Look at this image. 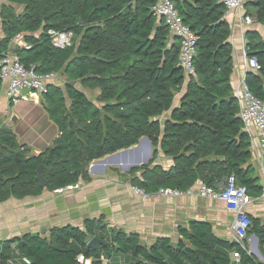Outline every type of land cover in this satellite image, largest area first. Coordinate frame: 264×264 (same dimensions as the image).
Wrapping results in <instances>:
<instances>
[{"label":"trees","instance_id":"16d2710c","mask_svg":"<svg viewBox=\"0 0 264 264\" xmlns=\"http://www.w3.org/2000/svg\"><path fill=\"white\" fill-rule=\"evenodd\" d=\"M7 1L25 8L16 14L11 6L0 5V58L11 49L25 67L39 74L60 73L67 82L97 93L90 97L67 83L63 92L48 86L43 101L60 134L37 155L18 143L10 127L0 126V203L87 179L90 162L130 148L142 137L151 143L152 158L128 172L145 192L162 187L185 191L197 180L215 187L234 174L251 196L258 193L250 136L232 93L230 28L221 2L172 0L196 35L194 75L186 78L178 63L180 44L170 43L169 29L152 11L156 0ZM245 5L254 10L250 15L247 9L246 15L264 26V0ZM50 28L72 32L71 46L53 47ZM17 35L28 48L10 47ZM245 38L246 57L259 66L246 72L245 81L264 100V40L255 31ZM2 84L0 78V91ZM159 152L172 159L169 168L150 167ZM40 166L45 187L36 179ZM249 217L248 234L257 237L264 256V219ZM84 227L65 225L50 229L48 236L28 233L0 240V264H84L79 255L91 257L89 264H103L101 255L109 262L114 252L130 259L120 264H228L236 246L217 237L209 223L190 221L176 242L158 237L147 246L136 234L117 232L108 246L93 251L86 246L88 237L104 235L95 232V222L86 221ZM240 253L241 264H257L247 251Z\"/></svg>","mask_w":264,"mask_h":264},{"label":"crops","instance_id":"0c3cea01","mask_svg":"<svg viewBox=\"0 0 264 264\" xmlns=\"http://www.w3.org/2000/svg\"><path fill=\"white\" fill-rule=\"evenodd\" d=\"M1 4L11 6L16 14L22 13L25 8L22 4L7 0H0ZM247 9L250 15H253L254 10L247 8L246 5L230 12H226L225 9L224 13L230 28L228 39L232 47L230 78L234 96L238 80L248 71L246 57L243 56L242 37H245L248 31H255L264 40V26L256 22L253 16H251L253 19L251 23L246 22L244 16ZM157 19L160 20L159 17ZM0 35L3 34L0 32ZM169 41L180 44L179 38L171 31H169ZM21 44H24L22 37L20 40L14 38L10 47ZM55 77L48 86H55L63 92L64 84L67 83L66 77L61 76L60 73H56ZM73 86L83 90L88 96L93 93L90 97H94V93H97V90L82 89L78 82H75ZM43 97V94H32L16 103H10L5 85L2 84L0 91V126L10 127L18 143L27 147L30 154L35 155L50 147L60 134L57 124L50 118L45 108ZM177 103L176 101L175 104ZM248 133L251 142V160L255 165L253 176L257 178L256 183L260 186V190L252 196L254 201L247 206L246 210L249 215L264 219V153L259 148L257 129L250 127ZM107 156L109 155L90 162L93 166L87 168V179L80 178L73 185L53 191L44 189L37 196H25L19 199L10 197L1 202L0 240L19 238L28 233L48 236L50 229L65 225L84 230V222L89 221L95 222L97 226L95 232H101L104 237L90 235L88 238L96 236L106 242L105 246L99 245L97 250L108 246V243L112 242L110 238L117 232L126 235L136 234L142 244L149 246L158 237H170L172 242H176L180 238V229H187L190 221H203L211 225L217 237L233 243L231 224L234 214L226 209L222 201L186 194L184 191L177 196L159 195L157 191L146 192L147 197L136 194L132 189L135 184L128 171L142 164H134L135 159L130 158L126 161L101 164L100 160L106 159ZM151 158L152 153L146 163ZM172 163L171 158L159 152L150 167L156 164L167 169ZM136 177L142 180L141 172H137ZM43 229H46L44 233ZM253 235L249 233V239L245 241L246 246L249 247V253L252 251ZM235 250L236 246L230 251L228 264H241L233 257ZM103 255L101 259L103 264H106L108 259ZM252 255L254 256V252ZM254 258L257 264H264L257 257L254 256ZM85 259L92 260L91 257ZM129 260L124 254L114 252L107 263L120 264Z\"/></svg>","mask_w":264,"mask_h":264},{"label":"built area","instance_id":"2783aa9c","mask_svg":"<svg viewBox=\"0 0 264 264\" xmlns=\"http://www.w3.org/2000/svg\"><path fill=\"white\" fill-rule=\"evenodd\" d=\"M226 9V12L239 9L249 0H219ZM155 15L161 18L169 31L173 32L180 40V49L178 56L179 66L182 68L186 78L194 75L192 65L195 54V33L183 23L178 15L176 6L172 0H156L152 6ZM247 23L252 22L250 16H244ZM47 35L50 43L55 48H66L71 46L73 34L70 31H57L48 29ZM16 40L21 36L17 35ZM247 39L242 37L243 56L246 57L245 44ZM25 48L28 45L24 44ZM246 64L249 70H258L259 66L254 58H246ZM0 78L6 87L7 98L10 103H16L22 98H27L32 94L41 95L47 92L48 83L55 79L54 73L39 74L33 67H25L18 57L11 51H7L0 58ZM235 97L239 104V117L246 131L253 127L259 134V148L264 153V100L256 97L248 88L245 76L240 78L234 90ZM136 194L147 197L143 189L138 186L132 187ZM186 194H195L203 198L220 200L224 203L226 209L234 214L231 224V236L233 243L236 244V250L233 257L239 262L240 252L249 250L245 241L249 239L248 229L251 225L247 206L254 201L248 193V188L244 184H237L234 174H230L225 179L212 187L204 182L197 180L193 185L184 191ZM159 195L177 196L181 191L169 187H162L156 192ZM251 251V250H250ZM28 263L26 257L21 258ZM80 263H90L82 255L79 256ZM12 264V262H10Z\"/></svg>","mask_w":264,"mask_h":264},{"label":"water","instance_id":"95a60500","mask_svg":"<svg viewBox=\"0 0 264 264\" xmlns=\"http://www.w3.org/2000/svg\"><path fill=\"white\" fill-rule=\"evenodd\" d=\"M67 84L73 86V85H75V81H68ZM143 144L147 145L148 148H151V143L147 139V137H142L135 147L127 148V149L122 150L121 152H117V153L111 154V155L107 156L106 159L100 160V162H101V164H104V163H107V162L120 161L121 157H123L125 155H128V154L132 155V153H135L136 150H138L140 148V146L143 145ZM149 152H150V149H149ZM146 162H147V158H143V159L135 160L134 164H138V163L144 164ZM92 166H90V167H92ZM42 168H43V166H40L37 169V171H36V179L39 181L41 187H45L46 181H45V179L43 178V176L41 174ZM45 231H46V229H43L42 232L44 233ZM252 239L253 240H257V237L255 235H253ZM99 245L105 246L106 242L104 240L96 237V236H94L91 239H89V241L86 244L87 248H90L92 250H97Z\"/></svg>","mask_w":264,"mask_h":264},{"label":"rangeland","instance_id":"374dc122","mask_svg":"<svg viewBox=\"0 0 264 264\" xmlns=\"http://www.w3.org/2000/svg\"><path fill=\"white\" fill-rule=\"evenodd\" d=\"M89 96H93V93H91ZM149 149H150V152H149ZM151 153H152V146H151V148H148L147 145H142V146H140V148L138 150H136V152L133 155H131V154L125 155V156L121 157L120 160L126 161L129 158L133 159V160L134 159L135 160L143 159V158L149 159L151 156ZM114 162H119V161H114ZM254 172H255V170H254ZM254 172H253V174H254ZM247 248L249 250V247H247ZM251 249L254 252V256L264 262V257L259 251L257 240H252Z\"/></svg>","mask_w":264,"mask_h":264},{"label":"clouds","instance_id":"9594fccd","mask_svg":"<svg viewBox=\"0 0 264 264\" xmlns=\"http://www.w3.org/2000/svg\"><path fill=\"white\" fill-rule=\"evenodd\" d=\"M244 5H245V4H244ZM245 16H249V15H245ZM250 17H251V16H250ZM159 19H161V18H159ZM252 21H253V19H252ZM246 58H247V57H246ZM248 71H250V70L248 69ZM251 71H255V70H251ZM247 132H248V131H247ZM89 166H92V164L90 163ZM247 253H248V252H247ZM252 253H253V252L251 251V253H249V254L252 255ZM240 255H241V253H240Z\"/></svg>","mask_w":264,"mask_h":264}]
</instances>
